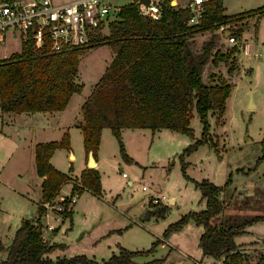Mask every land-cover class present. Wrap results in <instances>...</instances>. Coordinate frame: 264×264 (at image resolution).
<instances>
[{"label":"rangeland","instance_id":"1","mask_svg":"<svg viewBox=\"0 0 264 264\" xmlns=\"http://www.w3.org/2000/svg\"><path fill=\"white\" fill-rule=\"evenodd\" d=\"M117 2L128 3L127 0ZM222 5L226 15L245 14L241 21L226 25L228 31L239 27L244 31L237 43L239 54L232 72L228 73L227 65L222 63L213 67L207 61L203 66V83L206 84L213 73L216 76L213 81L223 78L232 86L222 117L217 120L213 113L207 115L209 142L184 157V173L190 180L183 176L178 156L200 137L202 125L194 111L189 120L191 135L167 129L154 133L146 129L124 131L121 142L132 160L130 163L121 159L118 143L110 130L103 128L95 151L102 198L81 192L71 207L57 211L54 208L60 198L67 199L71 194L82 165L79 153L84 148L80 131L75 127L69 129L70 148L56 149L50 156L58 170L70 175L49 209L43 208V214L47 213L49 223L54 226V230L47 233L48 237L58 246L46 254L48 260L84 256L100 263L117 255L119 247L146 251L154 240L162 238L167 244H158L152 254L134 261L140 264L165 257L161 264H220L219 260L202 257L197 242L203 229L194 221L189 220L179 231L162 237L169 224L188 212L204 208V200L193 181H207L223 188L218 195L222 220L264 216V159L257 163L263 154L261 141L264 134V14L255 11L264 6V0H222ZM211 34L206 31L195 36L190 43L191 50L199 51L202 42L209 40ZM215 34L213 51L224 53L234 45L228 44L219 31ZM100 35L106 36L107 28ZM5 37L0 42V60L20 50L17 33L8 32ZM243 43L248 45L247 55L241 48ZM100 44L84 49L81 54L75 81L81 84L82 90L74 94L69 103L70 118L75 115L78 119L80 109L77 106L92 96L111 61L112 52L107 45ZM54 137L56 133L52 131L41 133L31 119L19 118L3 125L0 131V242L4 246L11 242L12 232L21 219L36 218L40 180L34 169L32 146ZM69 152L76 158L68 160ZM142 185L146 187L145 191L140 190ZM159 204L167 207L165 213L150 215L148 212L157 209ZM64 211H70V218L63 217ZM43 214L41 221L44 223ZM234 242L251 256L264 252V222L247 225L244 233L234 236ZM5 257V251H0V260Z\"/></svg>","mask_w":264,"mask_h":264},{"label":"trees","instance_id":"2","mask_svg":"<svg viewBox=\"0 0 264 264\" xmlns=\"http://www.w3.org/2000/svg\"><path fill=\"white\" fill-rule=\"evenodd\" d=\"M157 4L161 10L159 20L151 21L138 15L137 4L133 2L122 5L116 19L108 24L107 35L95 47L100 43L107 45L113 57L92 96L82 102L81 122H77L76 127L81 131L85 154L91 151L94 159L101 130L108 128L118 143L121 159L130 163L132 160L121 142L122 130L147 129L154 133L167 129L191 135L189 120L194 111L202 125L200 137L178 156L180 170L190 180L184 173V157L209 142L207 115L213 113L217 120L222 117L232 86L223 78L213 81L216 77L213 73L209 75L208 82L203 83V66L210 61L213 67L219 63L227 65L228 73L234 70L239 54L237 43L244 30L239 27L230 31L237 43L224 53L213 51L215 32L219 26L241 21L245 14L226 15L222 0H208L200 23L187 26L191 17L188 10L173 9L169 0H158ZM255 11L264 14V6ZM206 31L212 33L210 39L202 42L199 51L191 50L190 43L194 37ZM83 51L51 53L47 43L42 49L34 50L29 38L22 41L19 52L0 60V113L63 111L71 95L82 90L75 79ZM262 137L263 154L257 163L264 159V134ZM69 148L67 132L59 141L36 143L34 146V169L42 180L36 218L22 220L7 247L0 242V251L6 253L0 264H138L134 261L137 257L152 254L161 243L162 238L154 240L146 251L119 248L117 255L100 263L84 256L48 260L46 254L58 246L50 242L43 228V204L55 199L61 186L69 180L67 174L53 168L48 160L56 149ZM77 179L72 190L78 194L86 190L90 195L102 198L100 178L95 168H84ZM229 182L230 178L226 185ZM193 183L201 193L204 208L188 212L169 224L162 237L179 231L191 220L203 229L197 242L202 257L219 260L220 264H264V252L251 256L234 242V236L244 233L245 227L253 222H264V216L222 220L223 210L218 195L223 188L207 181ZM166 208L159 204L157 209L148 213L162 216ZM62 215L66 219L71 216L70 211H64ZM164 259L160 257L140 264H161Z\"/></svg>","mask_w":264,"mask_h":264},{"label":"built area","instance_id":"3","mask_svg":"<svg viewBox=\"0 0 264 264\" xmlns=\"http://www.w3.org/2000/svg\"><path fill=\"white\" fill-rule=\"evenodd\" d=\"M127 1L137 4V12L141 17L151 21L160 19L158 0H149L148 5L140 3L139 0ZM207 1L169 0V4L173 9L189 11L191 17L187 22L188 26L200 23L205 15L204 6ZM124 4L126 3H118L117 0H70L61 3H55L54 0H0V42L10 32L17 33L21 42L29 38L34 50L42 49L45 43L51 53L89 49L98 44L103 37L100 35L101 31L116 19L119 8ZM217 31L221 34L228 32L225 36L228 44L237 43L226 25L219 26ZM241 48L244 54H249L247 43H243ZM140 190L145 191L146 187L142 185ZM77 195L72 190L67 199L60 198L61 201H58L54 209L61 211L65 205V209L71 207ZM55 199L43 204V208L49 209L50 203ZM43 215V228L46 233H50L54 226L49 223L47 213Z\"/></svg>","mask_w":264,"mask_h":264},{"label":"crops","instance_id":"4","mask_svg":"<svg viewBox=\"0 0 264 264\" xmlns=\"http://www.w3.org/2000/svg\"><path fill=\"white\" fill-rule=\"evenodd\" d=\"M67 1H70V0H67ZM112 57H113V55H112ZM112 57H111V60H112ZM110 62H109V64H110ZM73 95L74 94H72L71 97L69 98L67 104L65 105L64 110L63 111H60V112H47V113H42V112H34V113H31V112H29V113H19V114H17V113L1 114L0 113V131L2 132L3 125L6 126L7 124H11L12 122L16 121L19 118L24 119V120L31 119V122H34V124L36 126H39V130H40L41 133L44 134V133H49L51 131L54 132V133H56V137L49 138V139H47L44 142H38V143H45L47 141H59L62 138V136L64 135L65 132L68 133V130L71 129V128H74V127L76 129L77 128L76 127L77 126L76 123L77 122H81V115H80V113H81V105H82L81 102L82 101H80L79 106H77L80 109V110H78V113H79L78 114V116H79L78 119L75 117V115H73V117H71V118L69 116V110H68L69 109V103H70ZM138 130H145V129H138ZM79 131H80V129H79ZM124 131H126V130H122L121 135L124 134ZM132 131H135V130H132ZM80 134H81V131H80ZM68 138H69L68 140L70 141V137L69 136H68ZM69 141H68V143H69ZM81 141H82V134H81ZM69 144L71 145V143H69ZM35 145H36V143H35ZM34 146H32V148H33V158H34ZM60 150H64V149H60ZM75 158H76V155L74 153L71 154V152H69V158H68V160L75 159ZM79 160L82 162V165H81L80 171H79V174H80V172L83 171L84 168H87V160H86V154H85L84 149H83V152L79 153ZM94 160L96 162L95 169L97 170L98 167H99V160L96 159V156H94ZM48 162H50V164L52 165L53 168H55L56 170H58L53 165V163L51 161V158H49ZM58 171L61 172L60 170H58ZM61 173H63V172H61ZM79 174H78V176H79ZM67 175L69 176L70 174H67ZM39 180H40V183H41V181H42L41 178H39ZM85 191H83V192H85ZM101 193H102V191H101ZM22 220H24V219H21V221ZM28 220H32V219H28ZM20 222H19V224H20ZM19 224H18V226H19ZM18 226L15 227L14 231L16 230V228ZM14 231L12 232V235H14L13 234ZM163 243L167 244V242L163 240V242L160 243L159 245L162 246ZM7 246H4V247H7ZM119 248H123V247H119Z\"/></svg>","mask_w":264,"mask_h":264},{"label":"water","instance_id":"5","mask_svg":"<svg viewBox=\"0 0 264 264\" xmlns=\"http://www.w3.org/2000/svg\"><path fill=\"white\" fill-rule=\"evenodd\" d=\"M139 2L142 3V4H144V5H148L149 0H139ZM227 35H228V32H224L223 36H227ZM251 107H252V104L250 102L249 108H251ZM80 115H81V113H80ZM86 160H87V168H89V169L95 168L96 162L93 159V156H92V152L91 151H88L87 152V154H86ZM242 190L244 191L245 189L242 188Z\"/></svg>","mask_w":264,"mask_h":264}]
</instances>
